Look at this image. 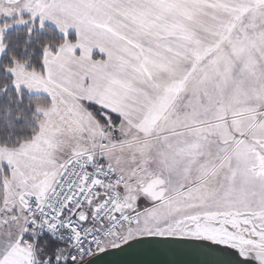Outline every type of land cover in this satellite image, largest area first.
<instances>
[{"label": "snow or ice", "instance_id": "obj_1", "mask_svg": "<svg viewBox=\"0 0 264 264\" xmlns=\"http://www.w3.org/2000/svg\"><path fill=\"white\" fill-rule=\"evenodd\" d=\"M145 238L264 264V0H0V264Z\"/></svg>", "mask_w": 264, "mask_h": 264}, {"label": "water", "instance_id": "obj_2", "mask_svg": "<svg viewBox=\"0 0 264 264\" xmlns=\"http://www.w3.org/2000/svg\"><path fill=\"white\" fill-rule=\"evenodd\" d=\"M122 249L98 254L94 264H227L231 257L201 247V242H179L163 238H145Z\"/></svg>", "mask_w": 264, "mask_h": 264}]
</instances>
